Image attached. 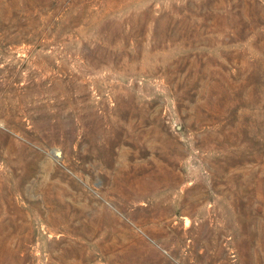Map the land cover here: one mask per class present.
<instances>
[{
  "label": "rangeland",
  "instance_id": "rangeland-1",
  "mask_svg": "<svg viewBox=\"0 0 264 264\" xmlns=\"http://www.w3.org/2000/svg\"><path fill=\"white\" fill-rule=\"evenodd\" d=\"M0 264H264V0H0Z\"/></svg>",
  "mask_w": 264,
  "mask_h": 264
}]
</instances>
